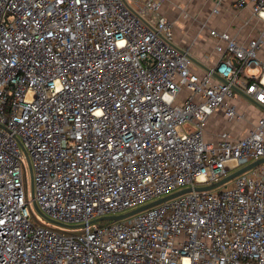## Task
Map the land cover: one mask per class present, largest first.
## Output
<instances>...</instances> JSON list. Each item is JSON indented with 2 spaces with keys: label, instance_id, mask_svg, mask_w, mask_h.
<instances>
[{
  "label": "built area",
  "instance_id": "2783aa9c",
  "mask_svg": "<svg viewBox=\"0 0 264 264\" xmlns=\"http://www.w3.org/2000/svg\"><path fill=\"white\" fill-rule=\"evenodd\" d=\"M165 2L0 0V264H264V164L91 223L264 159V112L243 136L205 138L216 113L248 121L238 91L264 110V74L249 73L264 30L246 44L210 31L219 60L200 73ZM232 7L264 20V0Z\"/></svg>",
  "mask_w": 264,
  "mask_h": 264
},
{
  "label": "crops",
  "instance_id": "0c3cea01",
  "mask_svg": "<svg viewBox=\"0 0 264 264\" xmlns=\"http://www.w3.org/2000/svg\"><path fill=\"white\" fill-rule=\"evenodd\" d=\"M236 1L237 0H211V5L213 7L215 5L216 6L218 5V7H216V8H218V10H219L218 15H214L213 11H212L213 16L221 15L220 14L221 9H223L222 10L223 13L219 19L216 18L218 20H215V19L211 20L209 23V26L211 29H213V30L215 29V31L218 33L227 32L230 35L236 37L240 43L246 44V43H248V41L250 39L255 38L258 35L257 33H260L264 29H263L261 23H259L258 21L254 22V20L255 21L257 20V17L256 16L254 17L251 7H247V8L242 10L244 16L247 17L248 20H246V21L240 20L239 22H235L236 24H234V27H233V25L228 26L227 22H226V18H228V16H226V13H224V12L226 11V9L228 7H232ZM172 2H173V0H166V2L164 3V5L162 7V11H161L162 14H164L171 21H172V18H174V16H175V18H177V15L174 12H172ZM207 7H209V6H207ZM232 9H233V7H232ZM175 24L178 26H176V28H175L174 41L178 46L186 49L192 58H194L196 61L201 63L202 66H199L196 64L197 66H199V72L203 73V71L211 69L212 67H214L219 60V55L214 50V46L217 44L218 40L216 38H213L210 36V31H212V30H210L208 33V30L203 28V26H202L200 28V29H202V30H200V32H191V33L185 34L183 32V27L186 26V23L175 21ZM204 27H206V26L204 25ZM261 29H263V30H261ZM257 31H259V32H257ZM188 42L191 43V46H185L184 45ZM237 101L246 104L247 107L249 106L253 110H256V112H258L257 113L258 115L256 116L254 123H252L251 125L245 124L246 125L245 127L241 126L240 128L237 129V128H234L227 121V119L225 118V116L223 115L222 112H219V113L214 114L211 117V119L207 125V128L209 125H213V124L217 125L220 122V123H224L226 125L222 126L221 124H218V127H217L218 132L223 131V130H232V132H234L238 136L245 135L248 128H250L252 125L256 124L258 118L261 117L264 110L262 108L258 107L257 105H255L253 102H251L249 99H247L245 96H243L240 93H239L238 97L233 100V103L236 105L235 102H237ZM245 112H247V110ZM216 134H217V132H215V131H212L211 133L205 132V138H206V140H208L210 142H214L216 140L215 139Z\"/></svg>",
  "mask_w": 264,
  "mask_h": 264
},
{
  "label": "rangeland",
  "instance_id": "374dc122",
  "mask_svg": "<svg viewBox=\"0 0 264 264\" xmlns=\"http://www.w3.org/2000/svg\"><path fill=\"white\" fill-rule=\"evenodd\" d=\"M132 5L135 6L134 3H132ZM209 6V7H207ZM232 6V5H231ZM218 7V5L216 6H212L211 5V0H173L172 2V12H174L177 15V18H172V21L174 23V29L176 28L175 21H179V22H184L186 23V26L183 27V32L185 34L187 33H191V32H200V29L202 26L203 28L208 30V33L210 30H213L210 28L209 23L211 20L215 19L218 20L222 13H223V9L220 10V14L219 16H213L212 11L214 8ZM206 9V10H205ZM226 13V16H228V18H226V22L227 25L234 27V24H236L235 22H239L240 20H248L247 17L244 16L243 11L242 10H234L232 9V7H228L226 9V11L224 12ZM255 17V16H254ZM218 18V19H216ZM259 22L261 23L263 29H264V20L260 19L257 16V20L254 22ZM204 25L206 27H204ZM261 29V30H263ZM215 30V29H214ZM260 31V30H259ZM257 31V32H259ZM258 34V33H257ZM211 41V40H210ZM210 43V42H209ZM185 46H191V43H186L184 44ZM260 59L262 61V68H255V69H251L249 70V73L251 75H255V76H260L261 74H264V45L262 47V50L259 53ZM237 105V108L239 111L241 112H245L247 110V114H248V118L245 123H239V124H233L234 128H240L245 127V124L251 125L252 123H254L256 116L258 115L256 112V110H253L252 108H250L249 106L247 107L246 104L242 103V102H235ZM221 124L222 126H225L226 124L224 123H218ZM218 124L217 125H209L208 128L206 129V132H218ZM27 179H28V184L29 187L31 188V183H32V177H31V172H30V168L27 166ZM35 217L37 218L38 222L40 224L45 225V222L42 220L41 217H39L38 215H35ZM79 232V230L77 231V233Z\"/></svg>",
  "mask_w": 264,
  "mask_h": 264
},
{
  "label": "water",
  "instance_id": "95a60500",
  "mask_svg": "<svg viewBox=\"0 0 264 264\" xmlns=\"http://www.w3.org/2000/svg\"><path fill=\"white\" fill-rule=\"evenodd\" d=\"M189 58L190 60L199 65V66H202L201 63H199L198 61H196L194 58H192L190 55H189ZM207 71H211L210 69H208ZM216 78H218L219 80H221L223 83H227L226 80L220 78L217 74H215ZM240 94H242L243 96H245L247 99H249L251 102H253L255 105H257L258 107L262 108L259 104H257L255 101H253L248 95H246L244 92H241V91H238ZM263 109V108H262ZM27 160H28V167L30 168V172H31V177H32V183H31V190H32V195H34V189H33V172H32V165H31V162H30V159L27 157ZM264 164V159H260L258 161H255L251 164H249L248 166L230 174L229 176L225 177L224 179H222L220 182L216 183V184H213V185H210V186H207V187H196L194 189L192 188H188V189H183V190H180V191H177V192H174L166 197H163L159 200H156L152 203H149L147 205H144L142 207H139L133 211H130V212H127L125 214H122V215H116V216H106V217H101L99 219H96V220H93L91 223H100V222H119V221H122V220H125L131 216H134L136 214H139L141 212H144L154 206H157L159 204H162L164 202H167L169 200H172L174 198H177L183 194H186V193H189V192H192L193 190L194 191H199V192H204V191H210V190H214L218 187H221L222 185H225L229 182H231L232 180H234L236 177L260 166ZM24 180H25V187L27 189V183H28V180H27V174L24 173ZM34 207L35 209L40 212L39 208H38V205L37 203H34ZM62 225V224H61ZM62 226H65L67 227L66 225H62Z\"/></svg>",
  "mask_w": 264,
  "mask_h": 264
},
{
  "label": "trees",
  "instance_id": "16d2710c",
  "mask_svg": "<svg viewBox=\"0 0 264 264\" xmlns=\"http://www.w3.org/2000/svg\"><path fill=\"white\" fill-rule=\"evenodd\" d=\"M108 222H106V224H107Z\"/></svg>",
  "mask_w": 264,
  "mask_h": 264
}]
</instances>
